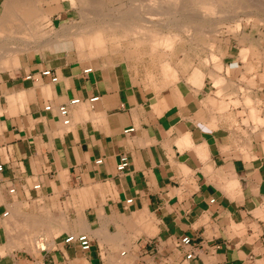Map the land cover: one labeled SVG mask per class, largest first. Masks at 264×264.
<instances>
[{
    "label": "crops",
    "instance_id": "1",
    "mask_svg": "<svg viewBox=\"0 0 264 264\" xmlns=\"http://www.w3.org/2000/svg\"><path fill=\"white\" fill-rule=\"evenodd\" d=\"M68 19L62 7L43 26ZM61 50L0 71V264H264V77L250 63L260 53L243 48L236 73L179 48L147 87L126 63L89 68ZM42 70L56 81L25 78ZM65 232L85 233L88 251L62 243ZM181 236L191 245L179 250ZM33 237L49 242L34 257L23 248Z\"/></svg>",
    "mask_w": 264,
    "mask_h": 264
},
{
    "label": "rangeland",
    "instance_id": "2",
    "mask_svg": "<svg viewBox=\"0 0 264 264\" xmlns=\"http://www.w3.org/2000/svg\"><path fill=\"white\" fill-rule=\"evenodd\" d=\"M91 1L93 3L95 2L94 4H96L95 6L98 8L97 10L95 9V11H92L90 5H82L80 0H38L37 8L30 6L31 10H26V15L24 13H18V10H16L17 15L16 11L7 13L8 10L5 7L7 6L6 3H4V0H0V44H2L3 47L5 46L6 49L10 47L11 51H21L25 56L27 52L41 47V50L34 51L49 52L47 49H43L42 44L51 40L54 45L60 43L64 46V50L60 52L61 56L65 53V56L67 55L66 59L69 62H78L84 67L93 68L100 63H126L133 73L134 79L147 87H152L150 84L154 85L156 81L159 82L161 80L160 74H163V66L167 64V61L172 65L171 57L176 54V51H179V48H181L185 54L190 55L193 61L197 60V63L201 62L203 59H208L211 64V70L213 71V60L208 56L214 54L222 63V66H224V62H231L235 70L234 72L237 73L239 70H243L242 72L247 71L246 63L242 60L241 50L249 47L254 50V53H260L258 56L256 54L252 56L250 63L252 64L253 70L251 71L261 73H258V75L257 73L253 74L254 76L257 75L258 78L264 77V0H224L221 2V6L217 9V14L215 15L214 20L218 21L216 24L213 22L214 24L212 23L208 27L198 30L197 28L193 30L195 25H192L191 32L189 29L185 31L179 30L182 29V26L181 28L179 26L181 20L179 19V24L177 25L179 17L175 15V12V17L173 15L174 18L172 20L170 19L171 22H169L170 20L166 17H163L164 15L158 16V13L155 14L157 16L152 17L151 20L153 28L155 27L154 29L159 30L161 33L175 34L176 42H174L173 51L170 54L168 52V54L163 52L159 48L155 49V51L152 48L150 49L147 42L137 43L135 41V43L133 37H123L124 27L120 29V26H115L114 23L120 18L126 17L131 8L138 9L136 6L137 2H133V0ZM249 4L257 6H249ZM62 7L68 9L69 19L61 22V24L55 27L56 29H46L43 26V22L47 20L53 12ZM161 12L162 11H159V13ZM10 16L12 17L10 18ZM20 17L23 18V21ZM169 23H175V28ZM91 30L103 31L104 41H102L101 48L99 47V49H92L90 45L88 47L87 41L84 40L85 44L80 47V52H77L74 51L71 39L60 41L67 36L73 37L77 33L83 34L82 36H84ZM202 30L204 32H202ZM197 33L202 36L201 40L192 38L193 35ZM62 35H64V37ZM84 37H86V35ZM55 39L58 41H55ZM44 40L46 41L43 42ZM81 52V56H85L81 57L79 54ZM92 55H96V58ZM105 56L109 57V59L103 60L102 58ZM17 57L19 58V56ZM87 57L95 60L89 62L86 59ZM20 59L21 58L17 59L19 60L18 63L21 62ZM18 63L15 68L19 66ZM236 63L240 65V68L236 67ZM15 68L13 65L3 66L0 60V71H11ZM225 73L227 72L225 71ZM75 209L73 204L69 205L68 203L65 206L67 219L73 218ZM35 210L43 214L41 209L38 208ZM7 218L8 215L3 221L4 228H6L4 224ZM23 226L24 225H18V231L15 232L16 239L19 235L20 241H22L20 234L22 232L27 233V230L24 231L25 226ZM65 233L69 234L68 232ZM37 234L41 236L42 230L37 232ZM33 238L31 239L32 244H34V239H38ZM53 242L54 244L59 243L58 240H53ZM48 243V240H46L44 243L45 248H48ZM23 248L32 257L39 253L36 249L28 250L25 247ZM133 248L135 249V246H133ZM124 258L125 257H122L118 262H115V264H139V262H137L138 257L135 261L130 263Z\"/></svg>",
    "mask_w": 264,
    "mask_h": 264
},
{
    "label": "bare ground",
    "instance_id": "3",
    "mask_svg": "<svg viewBox=\"0 0 264 264\" xmlns=\"http://www.w3.org/2000/svg\"><path fill=\"white\" fill-rule=\"evenodd\" d=\"M223 1L224 0H133V2H137L136 6L138 7V9H136V8L132 9L131 8V10H129V13L126 15V17L120 18L114 24L116 27L120 26V29L122 27H124L123 28V35H122L123 37H127V36L133 37L134 42L136 41L137 43L147 42V44L150 46V49L152 48L155 51V49L159 48L163 52H166V53L168 52L170 54L173 51L174 42H176L175 34L171 35V34L164 33V32L161 33L159 30L154 29L155 27L153 28V25L151 22L152 17H156L157 15H155V14L158 13V16L164 15L163 17H166L167 19L172 20L175 17V15H178L179 18L177 20V25L179 24V19L181 20V23H182V24L181 23L179 24L180 28L182 26V29H179V30L185 31V30L189 29V31L191 32L192 25H195V27L193 26L194 27L193 30H195L196 28L198 30V29H203L204 27H208L213 22L216 24V22H218V21L214 20V18H215V15L217 14V9L220 8L221 2H223ZM80 2L82 3V5H90V8L92 11H95V9L96 10L98 9L95 6L96 4H94L95 2L93 3L91 0H80ZM4 3H6V5H7V6H5L8 10V12L6 10L7 13L18 10V13H22V14L24 13L25 14L26 10H28V9L31 10L30 6L34 7V8H37V6H38V0H4ZM250 5L252 6L254 4H249V6ZM4 10H5V8H4ZM159 11H162V12L159 13ZM174 12H175V15H174ZM35 13H36V11H35ZM16 14H17V11H16ZM27 15H29V14H27ZM34 15H36V14H34ZM173 15H174V17H173ZM11 17L12 16H10V18ZM23 17H25V16H23ZM21 19L23 21V18H21ZM21 19H20V21H21ZM18 20H19V17H18ZM171 20L169 22H171ZM169 24L175 28V23H169ZM110 30H111V28H110ZM202 32H204V31L202 30ZM198 33H199V31H198ZM198 33L193 35L192 38L195 40H201L202 36ZM206 33H207V31H206ZM79 34L77 33L73 37L67 36L65 38H63L64 35H62L63 39L60 41H66V40L71 39L73 42L74 51H77V52H80V47L83 44H85L84 40L87 41L88 47L90 45L92 47V49H94V48L99 49V47L102 44V41H104V35H103L102 30H91L90 32L85 34L86 37H84L85 35L82 36L83 34L82 35L81 34L79 35ZM46 40H44L43 42H45ZM55 41H58V40L55 39ZM44 44H42L43 49L45 48L49 51L52 50L53 41L50 40L48 42H45ZM13 46H16V45H13ZM41 49H42V47L39 49H34V50H41ZM242 51L244 52V50H242ZM79 54L81 56L82 52ZM17 56H19V58H21L20 59L21 61L23 60L22 58H24V55L22 54L21 51L20 52H16V51L14 52V51L10 50V47H9V49H6L5 46L3 47L2 44H0V60H1V63L3 66L4 65H6V66L13 65L15 68V66L19 62V60H17V59H19ZM83 56H85V55H83ZM83 56H81V57H83ZM92 56L96 58V55H92ZM168 56H170V55H168ZM86 59L90 62L92 61V59H89L88 57ZM18 64H20V63H18ZM163 67L165 70H169L168 64H165ZM170 72H169V75L171 74ZM72 235H76V234H72ZM33 246H34V248L38 249L39 247H43L44 245L38 239H36L34 241Z\"/></svg>",
    "mask_w": 264,
    "mask_h": 264
},
{
    "label": "built area",
    "instance_id": "4",
    "mask_svg": "<svg viewBox=\"0 0 264 264\" xmlns=\"http://www.w3.org/2000/svg\"><path fill=\"white\" fill-rule=\"evenodd\" d=\"M89 71H90V69L87 68V69L83 70V73H87ZM42 77L49 78L50 82H55L56 81V77L52 76L49 70H42L39 73H37V75H33V74L32 75H27L25 78L27 80L37 81V80H39ZM95 99L96 98H91V99H89V101L92 102ZM76 103H78V99H74V100L69 101L68 105H73V104H76ZM49 108H50V106L46 105V106L43 107V110L47 111V110H49ZM56 112H57V115L59 116V118L61 119V124L64 125V126L68 125V117H67V107H66V105H64V104L59 105L56 108ZM130 131H132V129H126V130H123L122 132L125 134V133H128ZM95 163L96 164L100 163V160L95 161ZM126 166H127V161L124 158H122L116 164L115 170L117 172H121L122 170H124L126 168ZM0 169H1V166H0ZM35 188H36V186H35ZM9 192H12V190H9ZM129 202H130V199L125 201V203H127V204ZM4 215H6V213H4L3 216ZM38 240L44 245V243H45L44 239L39 238ZM62 243H64V244H72V243H74V244L77 245L78 249L80 251H82V252H86L90 248V239L85 233H79V234H76V235L66 234L62 238ZM190 245H191V241H190V239L187 236H181L174 243L175 248H177L179 250H181V249H183L185 247H188ZM35 249L38 250L39 253L45 252V250H46L45 246L39 247L38 249L35 248ZM190 257H191V252L190 251L188 253H185L184 259L188 260V259H190Z\"/></svg>",
    "mask_w": 264,
    "mask_h": 264
}]
</instances>
